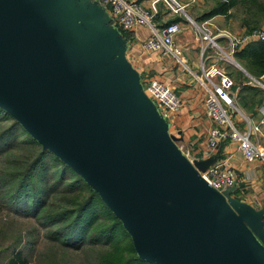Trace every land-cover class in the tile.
<instances>
[{"label": "water", "instance_id": "water-1", "mask_svg": "<svg viewBox=\"0 0 264 264\" xmlns=\"http://www.w3.org/2000/svg\"><path fill=\"white\" fill-rule=\"evenodd\" d=\"M0 109L99 191L154 264H264L222 194L138 132L38 0H0Z\"/></svg>", "mask_w": 264, "mask_h": 264}, {"label": "crops", "instance_id": "crops-1", "mask_svg": "<svg viewBox=\"0 0 264 264\" xmlns=\"http://www.w3.org/2000/svg\"><path fill=\"white\" fill-rule=\"evenodd\" d=\"M129 1L149 8L152 0ZM38 2L55 30L72 43L94 71L102 93L129 116L134 129L141 133L153 131L164 135L196 173L215 163L235 172L234 185L221 194L237 216L250 217L244 221L247 234L252 244L264 251V166L258 161H245L236 142L230 139L221 141L212 151L207 147L208 131L215 124L204 106L206 89L200 82L201 65L215 63L225 71V62H219L213 56L202 57L205 42L197 36L195 27L188 25L182 16L173 14L162 1L157 2L155 25L170 21H178L182 25L174 43L186 60V65H183L171 54L146 51L143 42L149 37V27L138 25L130 31L122 30L114 22L110 7L99 0ZM219 40L224 43L223 39ZM241 68L243 79H233L231 89L237 107L232 121L238 130L244 131L259 120L264 90L247 84L244 73L247 71ZM151 79L162 82L180 96L182 106L178 111L169 112L150 95L147 84ZM243 86L257 89L262 97H248ZM250 137L263 144L261 133Z\"/></svg>", "mask_w": 264, "mask_h": 264}, {"label": "trees", "instance_id": "trees-1", "mask_svg": "<svg viewBox=\"0 0 264 264\" xmlns=\"http://www.w3.org/2000/svg\"><path fill=\"white\" fill-rule=\"evenodd\" d=\"M236 5L250 13L251 25L261 24L259 16L264 20V5L258 0H224L210 14L226 13ZM234 57L251 75H260L264 69V40L246 42ZM242 89L250 98L262 97L255 88ZM0 110L4 119L10 121L0 130V140L6 141L3 151L0 149L5 155L0 177H4L2 183L7 185L9 200L14 192L28 189L31 215L40 219V224L48 229L47 235L75 250L101 246L96 264H154L138 256L127 228L100 192L45 148L12 115ZM17 136L21 138L16 139ZM16 149L22 152L18 154Z\"/></svg>", "mask_w": 264, "mask_h": 264}, {"label": "built area", "instance_id": "built-area-1", "mask_svg": "<svg viewBox=\"0 0 264 264\" xmlns=\"http://www.w3.org/2000/svg\"><path fill=\"white\" fill-rule=\"evenodd\" d=\"M99 1L110 7L114 22L122 30L130 31L138 25L149 27V37L143 42V48L146 51L171 54L183 65H186V60L179 47L174 43L175 36L182 30V25L178 21H170L161 26L155 25L154 18L158 13V1H162L173 14L182 16L188 25L195 27L197 36L205 42L201 52L203 58L213 56L219 62L231 63L234 62V53L246 42L264 40V31L255 30L247 35L238 36H231L220 31L212 32L205 26L193 22L187 15L185 6L178 0H152L149 8L129 0ZM219 39H223L224 43L222 44ZM201 70L200 82L206 89L204 106L215 124L208 131L207 147L209 151L216 149L221 141L230 139L236 142L245 161H258L264 166V131L261 130V127L264 128V101L259 106L260 117L257 124L249 126L248 130H238L232 121L233 113L237 111L231 92L234 85L233 78L215 63L207 66L203 63ZM244 73L247 76V84L264 90V74L253 76L248 72L244 71ZM147 90L169 112H176L182 106L180 96L156 79H151L148 82ZM257 132L261 133L263 144L251 139V134ZM186 155L188 156V154ZM198 174L202 180L220 194L231 188L236 180L235 172L223 168L221 163H215Z\"/></svg>", "mask_w": 264, "mask_h": 264}, {"label": "rangeland", "instance_id": "rangeland-1", "mask_svg": "<svg viewBox=\"0 0 264 264\" xmlns=\"http://www.w3.org/2000/svg\"><path fill=\"white\" fill-rule=\"evenodd\" d=\"M178 1L185 6V11L193 22L205 26L212 32L220 31L238 36L247 35L255 30L264 31L263 18L259 16L262 19L261 24L251 25L253 17L240 5L231 7L226 13L211 15L210 12L216 4L224 0ZM258 1L264 5V0ZM233 58L234 62L225 63L223 67L233 79L239 81L243 79V69L235 57ZM261 74H264V69ZM4 115L0 110V130L10 123L4 119ZM20 138L21 136L16 137V139ZM4 143L6 141L0 140V149L5 147H3ZM1 150L0 168L5 159ZM15 152L19 154L22 151L16 149ZM3 178L0 177V264L13 262V264H96L101 246L75 250L63 247L58 241L51 239L47 235L48 229L40 224V219L31 215L32 205L28 197V189H24L19 194L14 192L12 200H9L7 185L2 183ZM5 178L8 180V177ZM129 234L138 256L153 262L152 253L145 242L130 232Z\"/></svg>", "mask_w": 264, "mask_h": 264}, {"label": "bare ground", "instance_id": "bare-ground-1", "mask_svg": "<svg viewBox=\"0 0 264 264\" xmlns=\"http://www.w3.org/2000/svg\"><path fill=\"white\" fill-rule=\"evenodd\" d=\"M239 66V65H238Z\"/></svg>", "mask_w": 264, "mask_h": 264}]
</instances>
